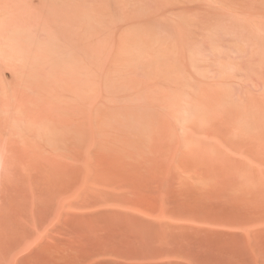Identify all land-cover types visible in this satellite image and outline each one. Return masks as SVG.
Listing matches in <instances>:
<instances>
[{
    "label": "bare ground",
    "instance_id": "1",
    "mask_svg": "<svg viewBox=\"0 0 264 264\" xmlns=\"http://www.w3.org/2000/svg\"><path fill=\"white\" fill-rule=\"evenodd\" d=\"M0 264H264V0H0Z\"/></svg>",
    "mask_w": 264,
    "mask_h": 264
}]
</instances>
